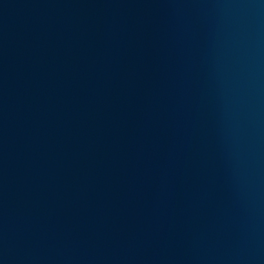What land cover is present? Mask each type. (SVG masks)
<instances>
[{
	"label": "water",
	"instance_id": "95a60500",
	"mask_svg": "<svg viewBox=\"0 0 264 264\" xmlns=\"http://www.w3.org/2000/svg\"><path fill=\"white\" fill-rule=\"evenodd\" d=\"M0 264H264V0H0Z\"/></svg>",
	"mask_w": 264,
	"mask_h": 264
}]
</instances>
